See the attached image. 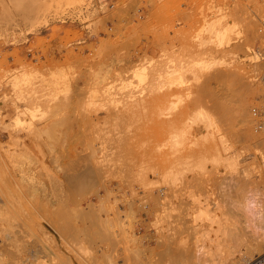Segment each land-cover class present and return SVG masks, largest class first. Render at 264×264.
I'll use <instances>...</instances> for the list:
<instances>
[{"label":"rangeland","instance_id":"1","mask_svg":"<svg viewBox=\"0 0 264 264\" xmlns=\"http://www.w3.org/2000/svg\"><path fill=\"white\" fill-rule=\"evenodd\" d=\"M250 1L23 0L16 7L0 0V146L18 140L40 151L9 167L22 192L10 176L3 183V193L19 202L21 215L12 209L8 223L18 239L25 236L26 253L16 256L8 245L12 255L1 264H52L58 257L62 264H216L264 238V86L258 83L264 49L254 38L259 27L264 34V23L236 6ZM204 46L199 59L213 66L198 70L195 80L182 67ZM32 88L48 117L29 133L16 121H26L28 101L18 98ZM197 106L219 130L211 139L198 123L173 157L164 143L168 130L188 122ZM164 169L187 172L186 187L164 186ZM6 170L0 165L1 179ZM193 173L205 179L193 181ZM44 245L60 250H48L53 262ZM259 252L242 264H253Z\"/></svg>","mask_w":264,"mask_h":264},{"label":"bare ground","instance_id":"2","mask_svg":"<svg viewBox=\"0 0 264 264\" xmlns=\"http://www.w3.org/2000/svg\"><path fill=\"white\" fill-rule=\"evenodd\" d=\"M22 1L23 0H14V5L16 6V7H19V6H21V4H22ZM236 6H239L240 8H242V7H245V8H248L249 10H251L252 11V13L256 16V17H258L261 21H262V23H264V0H251L249 3H247V4H245V6L244 5H236ZM232 23H236V22H234V21H232ZM261 28L259 27L255 32H254V38H255V40H256V44H258V47L261 49V50H263L264 49V46H262V43L264 42V34H263V30H260ZM264 45V44H263ZM200 49V48H199ZM205 49H207L205 46L204 47H201V49H200V52H199V54L200 55H198V57H196L197 59H192V61H189V64H188V62H187V66H184V67H182V68H184V70H185V68H186V72H189V73H191V74H193V76H194V78H195V80L196 79H198V75H197V73L200 71V70H208V69H211L212 68V66H213V64H210V62H209V60L208 61H201L200 59V57L201 56H203L204 54L203 53H201L202 51L203 52H205L204 50ZM193 58V57H192ZM200 58V59H199ZM188 60V59H187ZM173 61V60H172ZM186 61V60H185ZM262 62H264V58L262 59ZM182 63V62H181ZM181 63H180V65L179 66H182L181 65ZM183 65H186L185 63L183 64ZM171 66V65H170ZM260 66V67H259ZM258 67H259V70H260V76H259V81H258V83H259V87H262V86H264V64L262 65V63L259 65ZM175 69L174 67H169V69ZM177 68H178V65H177ZM199 70V71H198ZM258 70V71H259ZM167 72V71H166ZM168 73H170V72H168ZM184 73H185V71H184ZM180 75V74H179ZM164 78V77H163ZM180 79H181V77H180ZM140 81H142V80H140ZM165 83V82H164ZM263 83V84H262ZM162 84V83H161ZM165 84H167V83H165ZM19 85V84H18ZM263 89V88H262ZM259 90H260V88H259ZM264 91V90H263ZM21 93V90H20V87L18 86H16V88H15V90L13 91V94H16V97H18L19 96V94ZM38 92H37V90H35V92H34V89L32 88L31 90H29V91H27V92H24V93H22V96H20V98H18L19 100H21V101H24V102H26L27 103V101H28V108L25 110V113L23 114V116H25V119H26V121H24V122H21V120H19L18 119V121H16V125L18 124V126L20 125V126H22L23 128L21 129V131H26V132H29V133H34L35 131H34V124L35 123H37V122H43L45 119H47V117H48V111L46 112L42 107H41V105H40V103H39V98L41 97V96H38V94H37ZM195 98V97H194ZM195 99H197V98H195ZM200 100V99H199ZM15 103H18V101L16 102L15 101ZM176 103V102H175ZM198 103H200L199 101H198ZM225 104V103H224ZM243 105H242V110H241V112H240V110H239V112L241 113V116H243V118L244 119H246L249 115H248V112L246 111V104L247 103H242ZM5 105V104H4ZM15 105V104H14ZM196 105H198V106H201V104L199 105V104H197V102H196ZM195 105V106H196ZM216 105V104H215ZM214 105V106H215ZM245 105V106H244ZM263 105V104H262ZM261 105V106H262ZM18 106V105H17ZM17 106H16V108H17ZM198 106H197V109H198ZM213 106V107H214ZM217 106V105H216ZM22 107V106H21ZM168 107V106H167ZM174 107V106H173ZM203 107V106H202ZM202 107H200L197 111H195L194 112V114H192V116H190V119L188 120V122H182V124L181 125H179L178 124V126H172V130H168V135H169V137H167V140H166V137H165V141H164V143L166 142L167 144H165V146L167 145V146H169V148L168 149H170V153L171 154H173L172 156L174 157L175 155H177V154H180V151L179 150H181V148L183 149V147L185 146H187V145H185L186 144V141H188V143L187 144H189V136L190 135H192L193 136V134H195V131H197V129H196V126H197V124L198 123H203L204 124V127L206 128V130H207V135L209 136V135H211V134H213V133H215V132H217L218 130H219V128H218V121L216 120V119H214L212 116H211V113H208V112H206ZM246 107V108H245ZM196 108V107H195ZM216 108V107H215ZM225 108H226V104H225ZM228 108V107H227ZM262 108V107H261ZM264 108V107H263ZM55 109V108H54ZM193 109V108H192ZM56 110V109H55ZM167 110H168V108H167ZM174 110V109H173ZM173 110H170L171 112L173 111ZM264 110V109H263ZM262 110V111H263ZM9 111V110H8ZM169 111V110H168ZM169 111V112H170ZM15 112V111H14ZM21 112V111H20ZM53 112L54 113H56L54 110H53ZM61 112V111H60ZM264 112V111H263ZM193 113V112H192ZM229 113V112H228ZM183 114V113H182ZM181 114V115H182ZM180 115V114H179ZM226 115H227V119H228V114L226 113ZM264 115V114H263ZM52 116H55V115H52ZM64 116V115H63ZM65 117V116H64ZM67 117V116H66ZM179 117V116H178ZM225 119H226V116L224 117ZM251 118V117H250ZM10 119V118H9ZM185 119H187V117L185 118ZM23 120V119H22ZM63 120H66V119H64L63 118ZM62 120V121H63ZM175 120V119H174ZM223 120V119H222ZM1 121H3V119L1 120ZM168 121H170V120H168ZM167 121V122H168ZM176 121H178V120H176ZM184 121V120H183ZM54 122V121H53ZM2 123V122H1ZM5 123H6V121H5ZM66 122H63V124H65ZM171 123H172V121H171ZM185 123V124H184ZM223 123V122H222ZM55 124H56V122H55ZM54 123H52L51 125H55ZM168 124V123H167ZM3 125V124H2ZM6 125V124H5ZM26 125V126H25ZM50 125V126H51ZM56 126V125H55ZM55 126H53V128L55 127ZM39 127V126H38ZM67 127H68V125H67ZM48 129V128H47ZM167 129V128H166ZM44 130V129H43ZM41 131V130H40ZM48 131V130H47ZM51 131V130H50ZM169 131H171V133L169 134ZM7 132V131H6ZM10 132V131H9ZM49 132V131H48ZM47 132V133H48ZM5 133V132H4ZM18 133V132H17ZM37 133H39V132H37ZM41 134H42V132H40ZM160 133V132H159ZM167 133V132H166ZM51 134V133H50ZM19 135V134H18ZM37 135H39V134H37ZM43 135V134H42ZM206 135V136H207ZM40 136V135H39ZM52 136H53V134H52ZM167 136V135H166ZM207 136V137H208ZM10 137V136H9ZM41 137V136H40ZM210 137V136H209ZM33 138V137H32ZM211 138V137H210ZM210 138H208V140L210 139ZM53 139L54 138H52L51 140L53 141ZM212 139V138H211ZM161 140V143L163 142V140H164V138H161L160 139ZM201 140V139H200ZM51 141V142H52ZM58 141V140H57ZM191 141V140H190ZM195 142V141H194ZM240 142V141H239ZM161 143H159V145L161 144ZM206 143H208V141L206 142ZM212 143H213V140H212ZM215 143V142H214ZM235 143V142H234ZM35 144V143H34ZM49 144V143H48ZM51 145H52V143H50ZM154 144H156V143H154ZM153 144V145H154ZM229 144V143H228ZM200 145V144H199ZM206 145V144H205ZM211 145V142H210V144H209V146ZM223 145V144H222ZM227 145V144H226ZM31 146V144L30 143H27L26 145L23 143V145H22V141H21V143H20V141H18V140H16L11 146H8V147H3V146H0V165L3 167V168H5V169H7L6 171H8V172H6V173H8V177L6 176V177H4V179H1L0 178V202H2L3 204H4V206H6V207H4L3 209H8V210H6V211H4V210H1L2 209V207L0 208V239H1V243H0V264H1V262L3 261V259L5 258L4 257V255H6V254H11V253H9V252H11V251H13V254L14 255H16V253H18L19 252V254H23V253H21V249H24L25 247V245L23 246V243L25 244V242H23V243H21V241H20V238H22L24 235H22V237L20 236V238L18 239L17 238V236H16V234H15V231L13 230V225L12 224H9L10 223V217H12L13 216V214L11 213V211H12V209L14 210V211H16V214H19V215H21V212L19 211V209H18V203L19 202H17L16 200H11L7 195H6V193H3V183L6 181V180H8L9 179V181H11V179L13 180V182H12V184H13V186L15 187V189L17 190H20L21 191V189H22V187L23 186H21L20 185V183L18 182V181H16L15 180V177H14V175H13V173L11 172V170H10V168L9 167H11L12 169H14L17 165H18V163H17V161L20 159V157H22V155H26V156H31V155H33L34 157H37V153L38 152H40L39 150H37V148L36 147H34L35 145H33V142H32V146ZM43 146H45V144L43 145ZM48 146V145H47ZM163 144H161L160 145V147L162 148H160V150L161 151H163ZM165 146H164V149H167V148H165ZM192 146V145H191ZM201 146V145H200ZM204 146V145H203ZM208 146V145H207ZM215 146V145H214ZM229 146H231L230 144H229ZM38 147V146H37ZM188 147H189V145H188ZM195 147V146H194ZM198 147V146H197ZM205 147V146H204ZM191 148V147H190ZM196 148V147H195ZM208 148H210L211 149V147H208ZM208 148H207V150H208ZM212 148H213V146H212ZM224 148V147H223ZM205 149H206V147H205ZM209 149V150H210ZM214 149V148H213ZM155 150V149H154ZM156 150H158V147L156 148ZM184 150V149H183ZM199 150V149H198ZM201 150H203V148L201 149ZM206 150V151H207ZM200 151V150H199ZM198 151V152H199ZM204 151V150H203ZM210 151H212V150H210ZM209 151V152H210ZM223 151H224V149H223ZM229 151V150H228ZM179 152V153H178ZM197 152V151H196ZM205 152V151H204ZM214 152V151H213ZM226 152V151H225ZM157 153V152H156ZM160 153V152H159ZM163 153V152H162ZM190 152H188V154H186V155H190L189 154ZM242 153V152H241ZM30 154V155H29ZM40 154V153H39ZM39 154H38V156H39ZM168 154V153H167ZM184 154V153H183ZM184 154V155H185ZM192 154V153H191ZM201 153H199V155H200ZM165 155V154H164ZM154 156H156V155H154ZM168 156V155H167ZM195 156V155H194ZM235 156V155H234ZM25 157V156H24ZM178 157V156H177ZM181 157H182V155H181ZM184 157V156H183ZM193 157V156H192ZM202 157H203V155H202ZM201 157V158H202ZM209 157V156H208ZM23 158V157H22ZM38 158V157H37ZM54 158V157H53ZM155 159H157L156 157H154ZM197 158H200V157H198L197 156ZM196 158V159H197ZM204 158V157H203ZM202 158V159H203ZM205 158H206V156H205ZM241 158V157H240ZM55 159V158H54ZM57 159V158H56ZM67 159V158H66ZM68 159H70V158H68ZM164 159H165V157H164ZM188 159H189V156H188ZM195 159V160H196ZM208 159V158H207ZM212 159V158H211ZM215 159V158H214ZM214 159L212 160V161H214ZM225 159V158H224ZM231 159H233V158H231ZM52 160V159H51ZM168 160V159H167ZM175 160V159H174ZM182 160V159H181ZM193 161H194V159H192ZM201 160V159H200ZM199 160V161H200ZM50 161V160H49ZM54 161V160H53ZM56 161V160H55ZM63 161V160H62ZM65 161V160H64ZM70 161V160H69ZM164 161V160H163ZM171 161V160H170ZM170 161H169V164H170ZM198 160H196V162H197ZM210 161V160H209ZM215 161H216V159H215ZM58 162V161H57ZM154 162V161H153ZM174 162V161H173ZM180 162V161H179ZM182 163H184L183 161H181ZM192 162V161H191ZM203 162H204V160H203ZM227 162V161H226ZM59 163V162H58ZM61 163V162H60ZM59 163V164H60ZM64 163V162H63ZM62 163V164H63ZM97 163V162H96ZM178 162H176V164H177ZM198 163V162H197ZM213 163V162H212ZM229 163V162H228ZM56 164V163H55ZM67 164H68V162H67ZM155 164V163H154ZM171 164H172V162H171ZM195 163H193V165H194ZM215 164V163H214ZM227 164V163H226ZM53 166H54V164H52ZM97 165V164H96ZM151 165H153V164H151ZM219 165V164H218ZM65 166V165H64ZM163 166H164V162H163ZM173 167H174V165H172ZM178 166H179V163H178V165H177V168H178ZM185 166V165H184ZM184 166H181V167H184ZM196 166V165H195ZM226 166H228V165H226ZM229 166H232V165H229ZM98 167H101V166H98ZM151 167V166H150ZM192 167H194V166H192ZM202 167V166H201ZM68 168V166L65 168V169H67ZM70 168V167H69ZM164 168H167V167H164ZM195 168V167H194ZM197 168V167H196ZM229 168V167H228ZM58 169L59 170H61L60 169V165H59V167H58ZM98 169H100V168H98ZM174 169V168H173ZM173 169H169V170H166V169H164V170H166V171H164V172H161L162 174L161 175H163V180H164V183L163 184H165L164 186H167V185H175V186H177V185H181V187H183L182 185H184L187 181H186V178H188V175H186V173L187 172H184V170H173ZM185 169V168H184ZM193 169V168H192ZM199 169V168H198ZM198 169H196V170H198ZM189 170V169H188ZM56 171V170H55ZM62 171H64L63 169H62ZM61 171V172H62ZM163 171V170H162ZM199 171V170H198ZM204 171V169H202V172H201V169H200V172L199 173H201V176H202V173H204L203 172ZM14 172V171H13ZM59 172V171H58ZM70 172V171H69ZM157 172V171H156ZM159 172V171H158ZM2 173V172H1ZM1 173H0V176H1ZM4 174V173H3ZM16 174V173H15ZM188 174V173H187ZM156 175V174H155ZM157 175H158V173H157ZM190 175H192L190 178L193 180V181H196L197 180V178H199V176L198 177H196V176H194V173L193 174H190ZM3 176V175H2ZM9 176L11 177V179L9 178ZM66 176V175H65ZM71 176V175H70ZM204 176V175H203ZM209 176V175H208ZM160 177V176H159ZM69 179V178H68ZM195 179V180H194ZM199 179H201V178H199ZM198 179V180H199ZM205 179V178H204ZM203 179V180H204ZM202 180V179H201ZM200 180V181H201ZM202 180V181H203ZM154 181V180H153ZM186 181V182H185ZM189 181H190V179H189ZM206 181V180H205ZM84 182V181H83ZM152 182V181H151ZM191 182V181H190ZM189 182V183H190ZM66 183H69V182H66ZM150 183V182H149ZM184 183V184H183ZM189 183H187V184H189ZM205 183V182H204ZM207 183V182H206ZM159 184H161V183H159ZM194 184V183H193ZM197 185H198V182L196 183ZM195 184V185H196ZM202 185H203V183H201ZM200 184V185H201ZM211 184V183H210ZM68 185V184H67ZM158 185V184H157ZM162 185V184H161ZM186 185V184H185ZM184 185V186H185ZM150 186V185H149ZM160 186V185H159ZM194 186V185H193ZM192 186V187H193ZM205 186V185H204ZM82 187H84V186H82ZM155 187V186H154ZM186 187V186H185ZM184 187V188H185ZM172 188H175L174 190L176 191V187H172ZM177 188H178V186H177ZM189 188V187H188ZM195 188V187H194ZM198 188H200V186L198 187ZM69 189V188H68ZM154 189V188H153ZM181 189V188H180ZM178 190L179 192L180 191H182V189L181 190ZM189 189H191V188H189ZM193 189V188H192ZM197 189V188H196ZM2 190V191H1ZM152 190V189H151ZM173 190V191H174ZM198 190V189H197ZM172 191V190H171ZM195 191V190H194ZM17 192V191H16ZM22 192V191H21ZM177 192V191H176ZM175 192V195L176 194H178V192L176 193ZM190 192V191H189ZM188 192V193H189ZM192 192V191H191ZM207 192V191H206ZM153 193V192H152ZM168 193H170V192H168ZM200 193V192H199ZM204 193V192H203ZM19 194V193H18ZM174 193H172V195L171 196H174L175 197V195H173ZM187 194V193H186ZM191 194V193H190ZM194 194V193H193ZM182 195V194H181ZM184 195V194H183ZM192 195V194H191ZM165 197H167V196H165ZM177 197V196H176ZM196 197V196H195ZM156 198H158V197H156ZM174 199V198H173ZM195 199V198H194ZM206 199V198H205ZM158 200H159V198H158ZM165 201V200H164ZM156 202V201H155ZM159 203V202H158ZM162 203V202H161ZM160 203V204H161ZM167 202H165V204H166ZM203 203H205V202H203ZM164 204V203H163ZM169 204H170V202H169ZM195 204H196V202H195ZM159 205V204H158ZM178 205V204H177ZM161 206H163L162 204H161ZM175 206V205H174ZM179 206V205H178ZM186 206H187V204H186ZM160 207V206H159ZM164 207H166V206H164ZM188 207V206H187ZM64 208V207H63ZM172 208V207H171ZM178 208V207H177ZM166 209H168V208H166ZM170 209V208H169ZM168 209V210H169ZM176 209V208H175ZM163 210V209H162ZM165 210V209H164ZM167 210V211H168ZM180 210V209H179ZM186 211H187V208H186ZM193 211H194V209H193ZM198 211V210H197ZM180 212V211H179ZM182 212V211H181ZM184 212H185V210H184ZM169 213V212H168ZM172 213V212H171ZM74 214V213H73ZM178 214V213H177ZM176 214V215H177ZM180 214V213H179ZM181 214H184V213H181ZM188 214V213H187ZM162 215V214H161ZM165 215H166V212H165ZM170 215V214H169ZM186 215V214H185ZM184 215V216H185ZM198 215V214H197ZM23 216V215H22ZM163 216H164V214H163ZM180 216V215H179ZM165 217V216H164ZM167 217V216H166ZM165 217V218H166ZM169 217V216H168ZM190 217V216H189ZM162 218V217H161ZM165 218H164V220H165ZM199 218V217H198ZM78 219V218H77ZM120 219V218H119ZM125 219V218H124ZM180 219V218H179ZM190 219V218H189ZM113 220V219H112ZM129 220V219H128ZM196 220V219H195ZM105 221V220H104ZM125 221H127V219H125ZM158 221V220H157ZM156 221V222H157ZM162 221V220H161ZM166 221V220H165ZM169 221V220H168ZM175 221H179L178 219L177 220H175ZM183 221V220H182ZM186 221V220H185ZM9 222V223H8ZM58 222V221H57ZM132 222V221H131ZM159 222H160V220H159ZM163 222V221H162ZM171 222V221H170ZM169 222V223H170ZM107 223V222H106ZM161 223V222H160ZM164 223H166V222H164ZM163 223V224H164ZM176 223V222H175ZM11 225L12 226V233L14 232V234H12L11 233V229H9L10 227H9V225ZM174 224V223H173ZM193 224V223H192ZM8 225V226H7ZM108 225V224H107ZM106 225V226H107ZM131 225V224H130ZM168 225V224H167ZM170 225V224H169ZM115 226V225H114ZM160 226H161V224H160ZM180 226H182V225H180ZM9 227V228H8ZM108 227V226H107ZM124 227V226H123ZM162 227V226H161ZM177 227V226H176ZM127 228V227H126ZM183 228V227H182ZM9 229V230H8ZM58 229H60V227H58ZM175 229V228H174ZM57 230V229H56ZM100 230V229H99ZM161 230V229H160ZM165 230V229H164ZM175 230H177V229H175ZM188 230V229H187ZM10 233H8V232ZM60 231V230H59ZM168 231V230H167ZM182 231H184V228H183V230ZM61 232V231H60ZM124 232V231H123ZM17 233V232H16ZM92 233V232H91ZM98 233H100V232H98ZM98 233H96V234H98ZM101 233H103V232H101ZM11 234H12V236H13V238L15 239V238H17V239H15V240H12L13 238H12V236H11ZM63 234V233H62ZM61 234V235H62ZM159 234V233H158ZM168 234V233H167ZM60 235V236H61ZM87 235V234H86ZM88 235H90V233H88ZM92 235V234H91ZM109 235V234H108ZM112 235V234H111ZM114 235V234H113ZM173 235V234H172ZM71 236V235H70ZM93 236H94V234H93ZM92 236V237H93ZM100 236H102V234L100 235ZM176 236V235H175ZM25 237V236H24ZM23 237V238H24ZM62 237V236H61ZM69 237V236H68ZM89 237V236H88ZM91 237V238H92ZM104 237V236H103ZM113 237V236H112ZM126 237V236H125ZM169 237V236H168ZM22 238V239H23ZM71 237H69V239H70ZM106 238V237H105ZM164 238V237H163ZM174 238V237H173ZM244 238V237H243ZM21 239V240H22ZM63 239H64V236H63ZM73 239V238H72ZM72 239H71V241H72ZM99 239V238H98ZM104 239V238H103ZM109 239V238H108ZM112 238H111V236H110V240H111ZM158 239V238H157ZM160 239V238H159ZM177 239V238H176ZM65 240V239H64ZM81 240V239H80ZM99 240H102V239H99ZM99 240H98V242H99ZM106 240V239H105ZM167 240V239H166ZM170 240V239H169ZM244 240H246V239H244ZM17 242V241H20V245H21V247H23V248H20L19 250L17 249V248H19L20 247V245L18 244L17 245V243H13V244H11V242ZM22 241H25V240H22ZM68 241V240H67ZM74 241V240H73ZM91 241V240H90ZM111 241H113V240H111ZM115 241V240H114ZM129 241V240H128ZM161 241V240H160ZM176 241V240H175ZM258 241V240H257ZM256 241V242H257ZM27 242L28 241H26V244H27ZM58 242V241H57ZM81 242H83V241H81ZM95 242V241H94ZM102 242V241H101ZM129 242H131V241H129ZM255 242V243H256ZM19 243V242H18ZM68 243V242H67ZM70 243V242H69ZM88 243H90V242H88ZM95 243H97V241L95 242ZM103 243V242H102ZM105 243V242H104ZM112 243V242H111ZM115 243V242H114ZM127 243V242H126ZM14 245V247H16V246H18L16 249H17V251H15V249L11 246V245ZM72 244V243H71ZM73 244H75V245H77V242L76 243H74L73 242ZM8 245H9V250H8ZM82 245V244H81ZM84 245V244H83ZM101 245V244H100ZM112 245V244H111ZM110 245V246H111ZM167 245V244H166ZM254 245V244H253ZM28 246V245H27ZM45 246V245H44ZM44 246H43V248H44ZM60 246V245H59ZM74 246V245H73ZM78 247L80 246L79 245V241H78V245H77ZM96 246H98V245H96ZM164 246V245H163ZM245 247H247L248 246V244L247 245H244ZM12 247V249H14V250H12V249H10ZM46 247V246H45ZM48 247V246H47ZM46 247V249L47 250H45V248L43 249V250H45V251H48L49 249V247L47 248ZM58 247V246H57ZM75 247V246H74ZM82 248H84L83 246H81ZM112 247H113V249H114V246L112 245ZM111 247V248H112ZM162 247V246H161ZM166 247V246H165ZM89 248V247H88ZM51 249H52V247H51ZM59 249H61L60 247H59ZM77 249V248H76ZM79 249H81V248H79ZM85 249V248H84ZM245 249V248H244ZM9 252H8V251ZM28 250V249H27ZM31 250V249H30ZM33 250V249H32ZM78 250V249H77ZM246 251H241L242 252V254L241 255H235V256H229V257H232V258H228V259H225V260H223V261H219V262H217L216 264H242V263H246L250 258H252V256L254 255V254H256V253H258L259 251V253H261L262 251H264V238H262V239H260L259 240V242L258 243H256V245H254V246H249V247H247L246 249H245ZM262 250V251H261ZM4 251H7L8 253H4ZM26 251V249H24V254L26 253L25 252ZM29 251V250H28ZM50 251V250H49ZM49 251L47 252V254L49 253ZM53 251V250H52ZM60 251V250H59ZM59 251H57V249L55 250V253L57 252H59ZM62 251L63 250H61V253H62ZM116 251V250H115ZM15 252V253H14ZM23 252V251H22ZM51 252V251H50ZM79 252V251H78ZM81 252H82V249H81ZM93 252V251H92ZM113 252V251H112ZM118 252V251H117ZM140 252V251H139ZM180 252V251H179ZM28 253V252H27ZM41 253V252H40ZM44 253V252H43ZM51 253H54V251L53 252H51ZM51 253H49L50 254V257H48V258H51L53 255L51 254ZM54 253V254H55ZM80 253V252H79ZM115 253V252H114ZM45 254V253H44ZM78 254V253H77ZM85 254V253H84ZM87 254H88V252H87ZM89 254H91V252L89 253ZM141 254V253H140ZM12 255V254H11ZM43 255V254H42ZM58 255H60V254H57V257H58ZM79 255V254H78ZM94 255V254H93ZM131 255H133V254H131ZM136 255V254H135ZM176 255V254H175ZM17 256V255H16ZM21 255H19L18 256V258H20V259H22L21 257H20ZM29 256V255H28ZM39 256V255H38ZM46 256V255H45ZM100 256H102V255H100ZM107 256H109V255H107ZM158 256V255H157ZM54 258H56L55 257V255L53 256ZM52 257V258H53ZM77 257V256H76ZM83 257V256H82ZM95 257V256H94ZM103 257V256H102ZM116 257V256H115ZM134 257V256H133ZM136 257V256H135ZM134 257V258H135ZM36 258V257H35ZM47 258V259H48ZM53 258V260H52V262L54 261V260H58V262H56V263H58L59 264V262H60V264H62L63 262H61L59 259L61 258H56V259H54ZM62 258H63V256H62ZM88 258V257H87ZM96 258V257H95ZM95 258H93V259H95ZM109 257H107V259H108ZM112 258V257H111ZM110 258V259H111ZM177 258H179V257H177ZM64 259V258H63ZM85 260H86V258H84ZM107 259H106V261H107ZM115 259V258H114ZM117 259V258H116ZM127 259V258H126ZM133 259V258H132ZM169 259V258H168ZM23 260V259H22ZM21 260V261H22ZM36 260V259H35ZM49 260V259H48ZM97 260V259H96ZM101 260H103V259H101ZM165 260V259H164ZM24 261V260H23ZM23 261L21 262V263H23ZM27 261V260H26ZM63 261H65V260H63ZM76 261V260H75ZM134 261V260H133ZM140 261V260H139ZM163 261V260H162ZM177 261V260H176ZM256 261V260H255ZM254 261V262H255ZM28 262V261H27ZM29 262H30V259H29ZM39 262V261H38ZM43 262V261H42ZM49 262H51V260L49 261ZM51 262V263H52ZM55 262H53L54 264H55ZM72 262V261H71ZM87 262V261H86ZM85 262V263H86ZM94 262V261H93ZM100 262V261H99ZM99 262H97V263H99ZM105 262V261H104ZM52 263V264H53ZM88 263V262H87ZM86 263V264H87ZM130 263H131V260H130ZM28 264V263H27ZM35 264H36V262H35ZM39 264H40V262H39ZM43 264V263H42ZM47 264V263H46ZM64 264H68V262H66V263H64ZM89 264H92V263H89ZM140 264V263H139ZM166 264V263H165ZM176 264V263H175ZM253 264H255V263H253Z\"/></svg>","mask_w":264,"mask_h":264},{"label":"built area","instance_id":"3","mask_svg":"<svg viewBox=\"0 0 264 264\" xmlns=\"http://www.w3.org/2000/svg\"><path fill=\"white\" fill-rule=\"evenodd\" d=\"M255 264H264V254L256 259Z\"/></svg>","mask_w":264,"mask_h":264}]
</instances>
